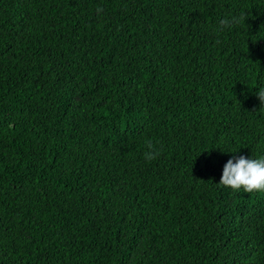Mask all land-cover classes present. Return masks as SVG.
<instances>
[{
  "label": "trees",
  "instance_id": "trees-1",
  "mask_svg": "<svg viewBox=\"0 0 264 264\" xmlns=\"http://www.w3.org/2000/svg\"><path fill=\"white\" fill-rule=\"evenodd\" d=\"M260 87L264 0H0V264H264Z\"/></svg>",
  "mask_w": 264,
  "mask_h": 264
},
{
  "label": "clouds",
  "instance_id": "clouds-1",
  "mask_svg": "<svg viewBox=\"0 0 264 264\" xmlns=\"http://www.w3.org/2000/svg\"><path fill=\"white\" fill-rule=\"evenodd\" d=\"M234 22V19L220 21L223 26H231ZM256 95L264 103V87L257 88ZM224 152L233 153V155L224 163L219 180L216 182L217 185L230 187L233 190L243 188L246 192L264 189V154L252 156L237 155V152L232 151ZM155 155V153H147L146 159H153Z\"/></svg>",
  "mask_w": 264,
  "mask_h": 264
}]
</instances>
